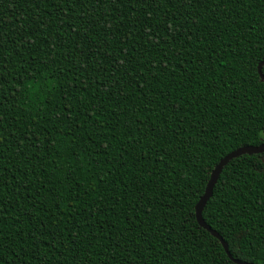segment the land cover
<instances>
[{
    "label": "trees",
    "instance_id": "obj_1",
    "mask_svg": "<svg viewBox=\"0 0 264 264\" xmlns=\"http://www.w3.org/2000/svg\"><path fill=\"white\" fill-rule=\"evenodd\" d=\"M262 62L264 0H0V264H235L195 207L264 144ZM202 216L264 264V153Z\"/></svg>",
    "mask_w": 264,
    "mask_h": 264
},
{
    "label": "water",
    "instance_id": "obj_2",
    "mask_svg": "<svg viewBox=\"0 0 264 264\" xmlns=\"http://www.w3.org/2000/svg\"><path fill=\"white\" fill-rule=\"evenodd\" d=\"M263 66H264V62H262L258 66V73H259V76H260V79H261L262 83H264V74L262 72ZM262 153H264V144H262L260 146H245V147H242V148H239V149L235 150L234 152H232L229 155H227L226 157H224L218 163V165L215 167V169L212 171L210 180H209V182L207 184V187L205 189V193L201 197V199L199 200V202L197 203V205L195 207L196 219H197V222L200 225V227H202L203 229L207 230L213 237H215L216 239H218L220 241V243L223 246V249L225 250L227 256L235 264H251V263L239 261V260L234 259L232 257V255H231V253L229 251L228 244L223 240V238L216 231H214L210 226H208L206 224V222L203 219L202 213H203V210H204L207 202L209 201V199L213 195V189H214L215 185L217 184L218 179H219L222 171L224 170V168L233 159L238 158L240 156H243V155H250L251 156V155L262 154Z\"/></svg>",
    "mask_w": 264,
    "mask_h": 264
},
{
    "label": "rangeland",
    "instance_id": "obj_3",
    "mask_svg": "<svg viewBox=\"0 0 264 264\" xmlns=\"http://www.w3.org/2000/svg\"><path fill=\"white\" fill-rule=\"evenodd\" d=\"M248 238L245 234L238 235L234 241L233 246L236 247V251L239 253V256L247 260L246 249H247Z\"/></svg>",
    "mask_w": 264,
    "mask_h": 264
},
{
    "label": "clouds",
    "instance_id": "obj_4",
    "mask_svg": "<svg viewBox=\"0 0 264 264\" xmlns=\"http://www.w3.org/2000/svg\"><path fill=\"white\" fill-rule=\"evenodd\" d=\"M262 138H264V134H262Z\"/></svg>",
    "mask_w": 264,
    "mask_h": 264
}]
</instances>
